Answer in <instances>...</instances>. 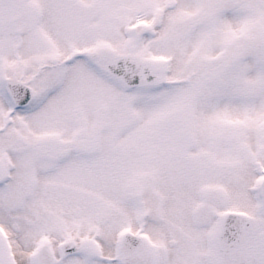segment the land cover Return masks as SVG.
<instances>
[{
    "label": "snow or ice",
    "instance_id": "1",
    "mask_svg": "<svg viewBox=\"0 0 264 264\" xmlns=\"http://www.w3.org/2000/svg\"><path fill=\"white\" fill-rule=\"evenodd\" d=\"M0 264H264V0H0Z\"/></svg>",
    "mask_w": 264,
    "mask_h": 264
}]
</instances>
